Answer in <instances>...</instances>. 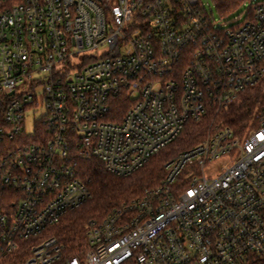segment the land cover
<instances>
[{"label": "built area", "instance_id": "built-area-1", "mask_svg": "<svg viewBox=\"0 0 264 264\" xmlns=\"http://www.w3.org/2000/svg\"><path fill=\"white\" fill-rule=\"evenodd\" d=\"M245 3L223 25L202 0H0V264L264 259V107L242 134L217 120L264 82V0ZM206 117L158 186L87 222L86 250L44 235L90 198L79 160L129 176Z\"/></svg>", "mask_w": 264, "mask_h": 264}, {"label": "trees", "instance_id": "trees-1", "mask_svg": "<svg viewBox=\"0 0 264 264\" xmlns=\"http://www.w3.org/2000/svg\"><path fill=\"white\" fill-rule=\"evenodd\" d=\"M209 1L219 17L228 18L247 0ZM238 100L222 110L217 120L237 134H242L251 120L254 109L259 110L264 107V82L245 91ZM119 104L124 106L122 102ZM208 125L209 117L202 121L189 122L171 144L155 155L144 167L126 177L108 173L103 164L97 160H79L77 171L88 187L90 198L79 209L69 212L59 223L48 228L44 235L55 238L63 246L62 253L65 258H71L86 250L87 222L91 219L101 220L122 203L139 198L146 189L158 186L165 175L164 163L179 152L201 142L208 132ZM182 178L183 176L180 180ZM244 264H264V259L254 256Z\"/></svg>", "mask_w": 264, "mask_h": 264}, {"label": "rangeland", "instance_id": "rangeland-1", "mask_svg": "<svg viewBox=\"0 0 264 264\" xmlns=\"http://www.w3.org/2000/svg\"><path fill=\"white\" fill-rule=\"evenodd\" d=\"M203 4H204V7L206 8V10L209 12V13H212V16L213 18L215 19V21L219 24H223V25H228L230 24V22L235 19V18H239L240 16L242 17L243 15V11L244 9L247 7V3H245L244 5H242L238 10H236L232 15H230L228 18H225L224 20L220 19L216 10H215V7L213 6V4L209 1V0H202ZM221 20V21H220ZM257 87V86H256ZM239 100H237L236 102H238ZM256 111V109H254ZM254 111V113H255ZM254 113L251 117V120L248 124V126L250 125V123H252V119H253V116H254ZM40 115L39 112H36L35 113V119L38 118ZM34 117H30L28 120H27V123H26V127H27V131L30 132L32 130V120H33Z\"/></svg>", "mask_w": 264, "mask_h": 264}]
</instances>
